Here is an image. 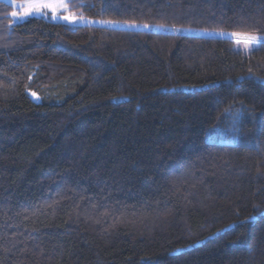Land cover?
<instances>
[{
	"label": "trees",
	"instance_id": "trees-1",
	"mask_svg": "<svg viewBox=\"0 0 264 264\" xmlns=\"http://www.w3.org/2000/svg\"><path fill=\"white\" fill-rule=\"evenodd\" d=\"M67 5L0 0V264H264V0Z\"/></svg>",
	"mask_w": 264,
	"mask_h": 264
},
{
	"label": "rangeland",
	"instance_id": "rangeland-1",
	"mask_svg": "<svg viewBox=\"0 0 264 264\" xmlns=\"http://www.w3.org/2000/svg\"><path fill=\"white\" fill-rule=\"evenodd\" d=\"M3 1H6V2L12 4L13 6L14 5H20V4H23L25 2V0L24 1L3 0ZM65 3L67 4L68 0H65ZM14 8H15V11H17V12L20 11L19 8H17V7H14ZM33 17L52 18V19L60 20V21H64V22L67 21V22L72 23V24H95V23L99 24V23H101L100 21H97V20H92V19L81 17L77 13H73V12L69 11V9H67L66 11L62 10L59 13H57L56 18H53L52 13L49 11L47 15L33 14V15H30L27 17L17 16L15 18L12 16V19H13L12 22H13V24H20V23H23V22H25L28 19L33 18ZM64 17H69V19H64ZM109 25H111V24H109ZM242 37L243 36H238L236 38L240 39ZM237 39L235 41V47L239 50L244 51V52H252V51L258 49L260 47V44H261V40L258 39L257 41L251 42L249 45L245 46L243 43L238 44ZM31 94H32V98L35 101H37V102L41 101V99L38 95H36V94L33 95L34 93H31Z\"/></svg>",
	"mask_w": 264,
	"mask_h": 264
},
{
	"label": "snow or ice",
	"instance_id": "snow-or-ice-1",
	"mask_svg": "<svg viewBox=\"0 0 264 264\" xmlns=\"http://www.w3.org/2000/svg\"><path fill=\"white\" fill-rule=\"evenodd\" d=\"M20 9L19 12L13 11L10 13L14 18L19 17H27L33 14H43L47 15L50 11L52 13L53 18H56L57 13L62 10H67L68 6L65 3V0H25L23 4L14 5ZM64 19H69V17H64ZM236 36L237 34H233ZM259 38L256 36H248L245 35L240 39H237V43H243L245 46L249 45L251 42L257 41ZM35 95V94H33Z\"/></svg>",
	"mask_w": 264,
	"mask_h": 264
}]
</instances>
